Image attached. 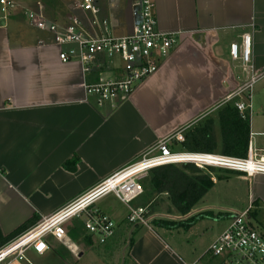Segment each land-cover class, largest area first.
<instances>
[{
    "label": "crops",
    "instance_id": "1",
    "mask_svg": "<svg viewBox=\"0 0 264 264\" xmlns=\"http://www.w3.org/2000/svg\"><path fill=\"white\" fill-rule=\"evenodd\" d=\"M110 1L116 13L103 14L96 0L98 19L107 20L115 35L131 33L133 0ZM153 1L158 29L181 30L182 38L159 70L114 106L98 105L84 84L119 77L121 60L100 56L85 74L80 63L61 61L53 34L27 17L42 6L46 19L64 27L77 17L87 33L97 34L100 28L93 25L92 14L80 8V0H14L16 7L6 15L0 6V248L22 224H37L138 160L161 139L205 117L198 114L200 109L192 113L193 96L204 101L203 112L211 104L218 108L243 87L246 81L239 85L233 70L239 60L230 56L231 43L240 42L243 33L252 37L256 73L264 71V0ZM173 84L181 85L179 92L173 91ZM179 99L189 102L186 110L175 105ZM75 158L73 168L64 165ZM140 202L139 197L132 205L141 206ZM97 206L117 224L105 244L128 246L127 264H220L207 253L217 236L202 256H186L150 221L130 223L128 207L114 195ZM155 206L149 220L158 213ZM93 238L91 245L71 240L79 251L76 255L49 236V250L42 255L28 251L23 264H84L90 259L86 250L99 245Z\"/></svg>",
    "mask_w": 264,
    "mask_h": 264
},
{
    "label": "built area",
    "instance_id": "2",
    "mask_svg": "<svg viewBox=\"0 0 264 264\" xmlns=\"http://www.w3.org/2000/svg\"><path fill=\"white\" fill-rule=\"evenodd\" d=\"M0 6L2 13L6 15L16 7V3L14 0H0ZM132 6L135 24L132 32L126 35L113 34L110 23L98 19L100 8L96 0H80V8L91 13L93 25L100 28L93 35L83 29L82 22L77 17L71 18L64 27L55 20L46 19L41 12L42 6L39 12H28L27 17L38 29L53 34L55 45L61 48V61L80 63L85 74L100 56L121 60L122 73L119 77L84 84L86 94L95 97L98 105L110 103L114 106L117 100L126 99L139 83L159 70L160 64L180 43L183 35L181 30L158 29L153 0H133ZM251 46L252 37L249 33H243L240 42L230 45L231 58L240 60L243 69L251 76L249 82L230 94L224 102L240 97L260 77H264V71L256 74ZM248 97L250 98L249 93ZM236 106L241 112L250 111L251 107L241 101H237ZM186 128L161 139L138 160L42 218L0 248V264H23L26 253L30 250L38 255L44 254L50 248L47 241L49 236L71 248L76 254V245L66 231V225L75 218H83L87 233L93 235L99 244H105L115 235L117 224L108 214L98 209L97 203L110 194L128 207L126 218L130 223L148 225L146 207L133 206L132 202L143 194L140 181L153 168L169 164H192L200 169L214 168L243 173L248 179L264 175V148L256 146L252 132L248 155L235 157L215 152L173 150V142L184 141L183 132ZM254 208L251 199L246 208L229 214L228 226L209 245L207 253L219 258L220 264H264V230L253 223L255 218L251 212Z\"/></svg>",
    "mask_w": 264,
    "mask_h": 264
},
{
    "label": "rangeland",
    "instance_id": "3",
    "mask_svg": "<svg viewBox=\"0 0 264 264\" xmlns=\"http://www.w3.org/2000/svg\"><path fill=\"white\" fill-rule=\"evenodd\" d=\"M119 2L120 0L118 4ZM111 3L110 0H99L103 14L108 12L112 14L113 11L115 12L116 6H112ZM236 64L237 66H235L233 70L235 74L240 77V79H238V84L244 83V80L246 83L249 82L250 76L243 69L241 61H237ZM259 73L261 72L257 71L256 74L258 75ZM180 88V84H173V91L179 92ZM248 93L250 94V98L248 97ZM177 94L181 95L180 93ZM240 101L244 104L251 105L249 112L251 116V132L253 133V139L256 146L264 148V77H260L252 85L251 89L242 95ZM188 104L189 102L187 100L179 99L175 101V105H182L183 110L192 106V113L200 109L198 114L201 113L200 115L204 116L208 115V118L215 119L216 129L218 135H220L216 103L211 104L208 109L202 110L203 112H201V109L204 107L205 103L202 100L196 99L195 96L192 97L189 106ZM174 147L177 150H183L181 143H175ZM201 170L204 172L209 171L206 169ZM211 177L212 180L215 179V181L213 180V186L195 206L191 215L186 217L178 215L168 196L162 195L156 199L157 204L155 207L158 213L149 220L152 227H157L156 229H158L157 231L160 236L164 237L186 256L194 252L202 256L211 241L226 227L230 220L227 216L246 208L251 199L254 205L257 206V215L254 217L253 223L257 225L260 230H264V175H256L252 179H248L243 173L216 169L213 170ZM156 220H162L161 222H172L174 225L171 227L170 231H167V228H165L166 226H156L154 224ZM126 242L128 241L126 240ZM127 250L128 246L125 247L123 245H95L91 250H86L87 255L90 256L88 258L90 259L85 261L84 264H127ZM78 253L79 251L77 249L76 255H78ZM191 262L192 261H189V263Z\"/></svg>",
    "mask_w": 264,
    "mask_h": 264
},
{
    "label": "trees",
    "instance_id": "4",
    "mask_svg": "<svg viewBox=\"0 0 264 264\" xmlns=\"http://www.w3.org/2000/svg\"><path fill=\"white\" fill-rule=\"evenodd\" d=\"M237 101H240V97L226 101L217 108L220 135L216 129L215 119L208 118V115L186 128L183 132L184 141L180 142L183 150L246 157L251 136V116L249 111L241 112L237 108ZM175 143L178 142H173L171 145L173 150H176L174 149ZM76 160L77 158L72 162L66 161L64 165L73 168ZM213 170L216 169L210 168L209 171L204 172L192 164H169L151 169L149 174L140 181L143 187L140 205L146 207V216L154 213L156 199L162 195L168 196L178 215H186L191 212L213 186L214 182L211 177ZM256 210L257 206L251 212L253 217L257 215ZM161 221L156 220L154 224L167 227L174 225L172 222ZM34 223L35 221L22 224L7 237V241L14 240L30 229ZM69 223L70 225H66V231L74 242L84 245L94 243V236L87 233L83 218H76ZM47 241L49 243L48 239ZM133 242L134 240L131 238L130 245Z\"/></svg>",
    "mask_w": 264,
    "mask_h": 264
}]
</instances>
